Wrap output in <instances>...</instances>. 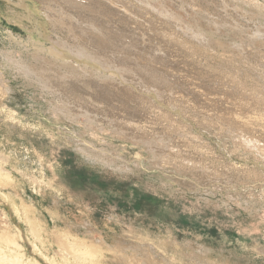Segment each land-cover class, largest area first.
<instances>
[{
	"label": "rangeland",
	"instance_id": "obj_1",
	"mask_svg": "<svg viewBox=\"0 0 264 264\" xmlns=\"http://www.w3.org/2000/svg\"><path fill=\"white\" fill-rule=\"evenodd\" d=\"M31 5L21 27L0 0L15 69L0 51L2 240L60 261L71 241L85 264H264V0ZM39 89L63 112L30 97Z\"/></svg>",
	"mask_w": 264,
	"mask_h": 264
},
{
	"label": "bare ground",
	"instance_id": "obj_2",
	"mask_svg": "<svg viewBox=\"0 0 264 264\" xmlns=\"http://www.w3.org/2000/svg\"><path fill=\"white\" fill-rule=\"evenodd\" d=\"M9 2H10V4L12 5V9H14V12H15V9H21V10H19V11H21V12H19V14L17 15L18 17V21L20 20V21H22L23 19H26L27 21H28V18H30V19H32V18H34V16H32V13H35V14H37V12H36V10L35 9H33V6L31 5L33 2H34V0H8ZM74 1V0H73ZM17 11V10H16ZM40 12H41V10H40ZM45 15H47L46 13H44ZM19 21V22H20ZM22 22H20V25L19 26H21L22 27ZM6 31V30H5ZM10 39H12L11 37H10ZM9 47L11 48V45H9ZM8 47V48H9ZM2 50H4V51H2ZM0 51H1V53L3 54V60H6V64L8 65L7 67H10V69H12V70H15L14 69V65H13V57H12V55H11V52H12V49H1L0 48ZM52 54L54 55V53L52 52ZM63 56V55H62ZM54 59L56 60V61H60V58H59V56L58 55H54ZM13 60V61H12ZM1 64V63H0ZM77 66V65H76ZM8 69V68H7ZM0 70H2V68H1V66H0ZM11 70V71H12ZM84 71H85V69H84ZM86 72V71H85ZM4 73V72H3ZM8 76V75H7ZM111 76V75H110ZM115 76V75H114ZM11 78V77H10ZM0 79H2V78H0ZM27 79V78H26ZM28 80V79H27ZM5 81V80H4ZM24 82H27V81H25L24 80ZM29 83H30V81H28ZM27 82V83H28ZM4 84V83H3ZM12 84V83H11ZM2 85V84H1ZM7 86V85H6ZM26 86V85H25ZM8 87V86H7ZM30 88V87H29ZM2 90V89H1ZM5 90V89H4ZM3 90V91H4ZM35 90V89H34ZM33 90V91H34ZM40 91H38L37 93H38V95H36V94H32L30 97L31 98H41V100H42V98H44V100H45V102H46V104H47V106L49 107V109H51L53 112L54 111H61V112H63L62 110H64V109H62L63 108V106H62V108L61 107H59V106H56L55 104H53L52 102H51V100L50 99H46V94H45V91L44 90H42V89H39ZM0 93H2V92H0ZM8 93V92H7ZM4 96V95H3ZM6 96V95H5ZM54 101V100H53ZM56 101V100H55ZM62 101V100H61ZM60 102V101H59ZM64 103V102H63ZM61 105H62V103H61ZM62 109V110H61ZM71 111H73V110H71ZM75 111V110H74ZM59 112H58V114H59ZM68 112V111H67ZM57 114V113H56ZM63 114V113H62ZM65 114V113H64ZM50 115H52L54 118H58V115L57 116H55L54 115V113H50ZM76 117V116H75ZM172 117V116H171ZM181 118V117H180ZM178 121V120H177ZM186 121V120H185ZM91 122L92 123H87L86 125H89V126H92V127H94L95 129H96V124L97 123H95L94 122V119H93V121H92V119H91ZM187 122V121H186ZM221 122H223V121H221ZM95 123V124H94ZM179 123V122H178ZM180 123L181 124H185V122H184V118L182 117V119H180ZM17 124V123H16ZM18 125V124H17ZM85 125V126H86ZM187 125L190 127V128H192V130H196V129H194V125H192L190 122L189 123H187ZM229 125V124H228ZM230 126V125H229ZM232 126V125H231ZM204 127V126H203ZM226 127V126H225ZM128 128V127H127ZM197 128H198V126H197ZM200 128V127H199ZM206 128H207V126H206ZM231 128V127H230ZM210 129V128H209ZM227 129H229L228 127H227ZM231 129H233V128H231ZM201 130H203V129H201ZM235 130V129H234ZM233 130V131H234ZM84 131V130H83ZM187 131V130H186ZM204 131H205V129H204ZM203 131V132H204ZM228 131V130H227ZM230 131H232V130H230ZM90 132V131H89ZM100 132V131H99ZM136 132V131H135ZM197 132V131H196ZM229 132V131H228ZM188 133V132H187ZM231 133V132H230ZM239 133H240V130H239ZM188 134H190V133H188ZM207 134V133H206ZM232 134V133H231ZM96 135V134H95ZM212 135V134H211ZM210 135V136H211ZM215 135V134H214ZM183 136V135H182ZM181 136V137H182ZM186 136H187V134H186ZM80 137V136H79ZM213 137V136H212ZM186 138V137H185ZM3 139V138H2ZM240 139V138H239ZM241 139H242V137H241ZM246 139V138H245ZM245 139L243 140L244 142H245ZM71 140H72V138H71ZM76 140V139H75ZM220 140V139H219ZM7 141V140H6ZM12 141V140H11ZM142 141H144V140H142ZM152 141V140H151ZM164 141V140H163ZM224 141V140H223ZM71 142V141H70ZM77 142H79V141H77ZM81 142H82V145H85V144H87V146L88 147H81V149H82V151H83V149L85 150V149H87V151L88 150H91V151H93L92 149L93 148H90V146H92L91 144H90V142H87L85 139L84 140H81ZM153 143H154V146L156 145L155 144V142L154 141H152ZM167 142V141H166ZM221 142V141H220ZM249 142H250V140H246V144L248 145L249 144ZM255 142H258V140H256ZM10 143V142H9ZM144 143H145V141L144 142H141V144H143L144 145ZM161 143V142H160ZM163 143H165V142H163ZM224 143V142H223ZM221 144V143H220ZM245 144V145H246ZM252 144V143H251ZM251 144H249V145H251ZM3 145V144H2ZM142 145V146H143ZM164 145V144H163ZM8 146H11V145H8ZM14 146V145H13ZM16 146V145H15ZM31 146V145H30ZM165 146V145H164ZM167 147L169 146L168 145V143H167V145H166ZM218 146V145H217ZM222 148L220 149V150H218V152H221V154H223V156H227V154H226V152H227V150L225 149L226 147V145H223V144H221L220 145ZM254 146V144L252 145V147ZM1 147V146H0ZM18 147V146H17ZM159 147V146H158ZM225 147V148H224ZM16 148V147H15ZM26 148V147H25ZM154 148V147H153ZM153 148L152 147H149L148 149H151V151H150V155H154V150H153ZM169 148V147H168ZM249 148V147H248ZM251 148V147H250ZM260 149V148H258V147H255V149ZM163 149V148H162ZM264 149V148H263ZM157 150H159V149H157ZM156 150V151H157ZM166 150H167V148H166ZM251 150V149H250ZM254 150V149H253ZM3 151V150H2ZM14 151V150H13ZM142 151H143V149H142ZM162 151V150H161ZM182 151V150H181ZM226 151V152H225ZM229 151V150H228ZM255 151V150H254ZM260 151H264V150H260ZM84 152V151H83ZM99 152V151H98ZM157 152H159V153H157V154H160V151H157ZM164 152V151H163ZM162 152V153H163ZM256 152H258V150L256 151ZM1 153V152H0ZM5 153V152H4ZM34 153H35V151H34ZM156 153V152H155ZM230 153H231V150H230ZM156 154V155H157ZM172 154V153H171ZM255 154H257V153H255ZM258 154H260V153H258ZM103 155V154H102ZM161 155V154H160ZM164 155V154H163ZM166 155V154H165ZM168 155V154H167ZM196 155V154H195ZM162 156V155H161ZM170 156V155H169ZM184 156V155H183ZM186 156V155H185ZM184 156V157H185ZM191 156V155H190ZM4 157V156H3ZM16 157V156H15ZM164 157H167V156H164ZM182 157V156H181ZM192 157V156H191ZM227 157H229V156H227ZM2 158V157H1ZM0 158V159H1ZM7 158V157H6ZM95 158V157H94ZM100 158L102 159V157L100 156ZM106 158V157H105ZM145 158V157H144ZM156 158H158V156H156ZM230 158V157H229ZM8 159V158H7ZM6 159V161H8ZM17 159V158H16ZM161 159V158H160ZM159 159V161H161ZM166 159V158H165ZM185 159V158H184ZM183 159V160H184ZM187 159V158H186ZM197 159V158H196ZM11 160V159H10ZM9 160V161H10ZM14 160V159H13ZM169 160V159H168ZM191 160V159H190ZM195 160V159H194ZM1 161V160H0ZM107 161V160H106ZM140 161V160H139ZM157 161V160H156ZM41 162V161H40ZM100 162H102V161H100ZM149 162V161H148ZM148 162H147V164H148ZM8 163V162H7ZM11 163V162H10ZM144 163V162H143ZM185 163V162H184ZM184 163H182V164H184ZM190 163V162H189ZM12 164V163H11ZM187 164H188V161H187ZM7 166V165H6ZM27 166V165H26ZM42 166V165H41ZM187 166V165H186ZM15 167V166H14ZM35 167V166H34ZM139 167V166H138ZM144 167H146V166H144ZM188 167H190V165L188 166ZM1 168V167H0ZM10 168V167H9ZM12 168V167H11ZM158 168V167H157ZM191 168V167H190ZM13 169V168H12ZM164 169V168H163ZM199 169V168H198ZM18 170V169H17ZM42 170V169H41ZM12 171V170H11ZM19 171V170H18ZM45 171V170H44ZM209 171V170H208ZM8 172V171H7ZM17 172V171H16ZM21 172V171H20ZM23 172V171H22ZM25 172V171H24ZM182 172H186V170L185 171H182ZM202 172V173H201ZM211 172V171H210ZM210 172H206L205 170H203V169H201V170H197V171H191V172H186V174L192 179V182H191V186H193V187H198V178H202V177H205L206 176V174L207 175H211L210 174ZM14 173V172H13ZM18 173V172H17ZM35 173V172H34ZM40 173V172H39ZM176 173V172H175ZM201 173V174H200ZM4 174V173H3ZM15 174V173H14ZM32 174V173H31ZM185 174V173H184ZM24 175V174H23ZM27 175V174H26ZM40 175L42 176V174L40 173ZM160 175V174H159ZM5 176V175H4ZM3 176H1V178H2ZM6 177V176H5ZM21 177V176H20ZM23 177V176H22ZM29 178H30V176H28ZM175 177V176H174ZM173 177V178H174ZM213 177H214V175H213ZM215 177H216V175H215ZM214 177V178H215ZM33 178V177H32ZM35 178V177H34ZM212 178V177H211ZM3 179H5V178H3ZM23 180V179H22ZM25 180V179H24ZM33 180V179H32ZM213 180V179H212ZM211 180V181H212ZM7 181V180H6ZM5 181V182H6ZM182 181V180H181ZM222 181L223 180H221V179H219V180H217V179H214L213 180V182H216V184L215 185H213L214 187H213V189H217V190H220V191H226L227 192V194L228 195H230L231 193H232V191H231V189H228V187H225V185L224 186H222ZM35 182V181H34ZM174 182V181H173ZM185 182V181H184ZM197 182V183H196ZM203 182V181H202ZM49 183V182H48ZM224 183V182H223ZM2 184V183H1ZM6 184V183H5ZM16 184V183H15ZM43 184V183H42ZM205 184V183H204ZM4 185V184H3ZM38 185V184H37ZM41 185V184H40ZM49 185V184H48ZM48 185L46 186V187H48ZM201 185V184H200ZM14 186V185H13ZM17 186V185H16ZM26 186V185H25ZM186 186V185H185ZM209 186V185H208ZM27 187V186H26ZM29 187H30V184H29ZM34 187V186H33ZM32 187V188H33ZM37 187V186H36ZM52 187V186H51ZM196 187V188H197ZM260 187H262V186H260ZM35 188V187H34ZM206 188V187H205ZM19 189V188H18ZM25 189V188H24ZM39 190H40V188H38ZM192 189V188H191ZM38 190V191H39ZM201 190H204V189H201ZM234 191L235 192H237V193H240V191H238V190H236V189H234ZM48 192V191H47ZM141 192V191H140ZM264 192V191H263ZM35 193V192H34ZM62 193V192H61ZM209 193H211V191L209 192ZM26 194V193H25ZM58 194V193H57ZM257 194V193H256ZM139 195V194H138ZM143 195V194H142ZM237 195V194H236ZM261 195V194H260ZM31 196H32V194H31ZM61 196V195H60ZM234 196V195H233ZM238 196V195H237ZM237 196H235L234 198H236ZM240 196V195H239ZM254 196H256V195H254ZM264 196V195H263ZM260 197V196H259ZM258 197V198H259ZM249 198H251V197H249ZM5 199V198H4ZM9 199H11V198H9ZM256 199H257V197H256ZM250 200V199H249ZM252 200V199H251ZM27 201V200H26ZM11 202V201H10ZM13 202V201H12ZM30 202V201H29ZM243 202H245V201H243ZM248 203H249V201H247ZM251 202V201H250ZM35 203V202H34ZM256 203V202H255ZM254 203V204H255ZM15 204V203H14ZM29 204V203H28ZM257 204V203H256ZM25 206H26V204H24ZM246 205V204H245ZM250 205V204H249ZM16 206V205H15ZM29 206V205H28ZM38 207V206H37ZM32 209H33V207H31ZM89 209V208H88ZM248 209H249V207H248ZM19 210V209H18ZM21 211V210H20ZM262 211H264V208L262 209ZM15 212V211H14ZM22 212H25L24 210L22 211ZM33 212H34V210H33ZM250 212H252L251 211V209H250ZM16 214V213H15ZM3 217V216H2ZM5 217V216H4ZM1 218V217H0ZM161 218V217H160ZM26 219H28V218H26ZM25 219V220H26ZM5 220V219H4ZM39 222V221H38ZM37 222V223H38ZM3 223V222H2ZM28 223V222H27ZM178 223V222H177ZM179 223H180V221H179ZM4 224V223H3ZM181 224V223H180ZM183 224V223H182ZM15 226L16 227H18V225H17V223H15ZM32 226V225H31ZM4 228V227H3ZM7 228V227H6ZM70 228V227H69ZM32 229H33V227H32ZM18 232H21V228H19L18 227ZM34 230V229H33ZM33 232V231H32ZM35 232V231H34ZM22 233V232H21ZM56 233V232H55ZM95 234H97V233H95ZM68 236H69V233L67 234ZM81 235V234H80ZM5 236V235H4ZM64 236V235H63ZM66 237V236H65ZM245 237H247V236H245ZM8 238V237H7ZM7 238H4V241L2 240V236L0 237V240L2 241V242H4V246L3 247H0V252L1 253H9V255H10V258H8L7 257V255L5 256V258H7V260L10 262L9 264H64V263H66V264H85V259L87 260V256L85 255V252L84 251H80L79 249H81V247L79 246V245H76V243H72L71 241H67V240H65V241H63L62 242V244H61V246H62V248H65V249H63V251H64V253H62L61 254V257H63V255H64V260H62V261H60L61 259H58V258H56L54 255H48V254H46V253H44V252H42L41 250L40 251H36L35 250V247L34 246H28V256H25L24 254V251H23V248H21V245L18 243V242H16V241H11V240H9V239H7ZM37 238H38V236H37ZM58 238V237H57ZM67 238V237H66ZM75 238H76V235H75ZM253 238H255V237H253ZM14 239V238H13ZM78 239V238H77ZM172 239V238H171ZM59 240V239H58ZM57 240V241H58ZM62 240V239H61ZM69 240V239H68ZM70 240H72V239H70ZM79 240V239H78ZM100 240V239H99ZM28 241V240H27ZM73 241V240H72ZM75 241V240H74ZM94 241V240H93ZM29 242V241H28ZM61 242V241H60ZM86 242H87V240H86ZM141 242H143V241H141ZM176 242V241H175ZM78 243V242H77ZM81 242H79V244H80ZM99 243V242H98ZM135 243H137V242H135ZM150 243V242H149ZM43 244V243H42ZM101 244V243H100ZM103 244H104V242H103ZM102 245V244H101ZM140 245V244H139ZM142 245H144V242H143V244ZM141 245V246H142ZM147 245V244H146ZM174 245V244H173ZM103 246V245H102ZM155 247H156V245H154ZM58 247H60V246H58ZM86 247V246H85ZM109 247V246H108ZM117 247V246H116ZM61 248V247H60ZM68 248V249H67ZM91 248V247H90ZM103 248V247H102ZM104 248H106V247H104ZM114 248V247H113ZM166 248V247H165ZM88 249V248H87ZM125 249V248H124ZM128 249V248H127ZM130 249V248H129ZM152 249V248H151ZM159 249V248H158ZM161 249V248H160ZM159 249V250H160ZM163 249V248H162ZM255 249V248H254ZM259 249H261V248H259ZM85 250H86V248H85ZM94 250V249H93ZM111 250H113V249H111ZM135 250V249H134ZM133 250V251H134ZM139 250V249H138ZM153 250H155V249H153ZM157 250V249H156ZM155 250V251H156ZM128 251V250H127ZM130 251V250H129ZM139 251H141V250H139ZM161 251H164V249L163 250H161ZM58 252V251H57ZM123 252V251H122ZM132 252V251H131ZM136 252V251H135ZM165 252V251H164ZM185 252V251H184ZM263 252V251H262ZM87 253H90V252H87ZM126 254L128 253V252H125ZM140 253V252H139ZM138 253V254H139ZM141 253H142V251H141ZM186 253V252H185ZM188 253V252H187ZM202 253V252H201ZM221 253V252H220ZM256 253H257V251H256ZM2 254V255H3ZM56 254V253H55ZM91 254V253H90ZM138 254H137V256H138ZM160 254V253H159ZM165 254H166V252H165ZM59 255V254H58ZM117 255V254H116ZM124 255V254H123ZM155 255V254H154ZM194 255V254H193ZM200 255V254H199ZM202 255V254H201ZM93 256V255H92ZM152 256V255H151ZM158 256V255H157ZM198 256V255H197ZM211 256V255H210ZM158 257H160V256H158ZM194 257H195V255H194ZM137 258H139V257H137ZM155 258V257H154ZM0 259H2L1 258V256H0ZM65 259H68L67 261L65 260ZM126 259V258H125ZM146 259V258H145ZM164 259V258H163ZM189 259V258H188ZM3 260H6V259H3ZM3 260H1L2 262H3ZM157 260V259H156ZM178 260V259H177ZM192 260V259H191ZM1 261H0V263H1ZM126 261V260H125ZM188 261V260H187ZM127 262V261H126ZM165 262H167V261H165ZM175 262V261H174ZM201 262V261H200ZM8 263V262H7ZM90 263V262H89ZM97 264V263H96ZM103 264V263H102ZM120 264V263H119ZM182 264V263H181ZM191 264V263H190ZM198 264V263H197Z\"/></svg>",
	"mask_w": 264,
	"mask_h": 264
}]
</instances>
